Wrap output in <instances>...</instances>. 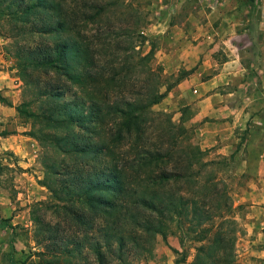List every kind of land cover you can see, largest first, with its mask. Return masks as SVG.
<instances>
[{
    "label": "trees",
    "instance_id": "obj_1",
    "mask_svg": "<svg viewBox=\"0 0 264 264\" xmlns=\"http://www.w3.org/2000/svg\"><path fill=\"white\" fill-rule=\"evenodd\" d=\"M102 9L80 0H0V20L14 26V56L31 96L18 111L32 121L26 135L49 148L43 185L50 196L33 206L31 219L52 264L76 255L82 264H132L152 257L157 236L182 215L192 213L200 226L221 210L219 194L217 213L211 196L200 197L217 188L216 176L185 117L175 123L158 113L157 127L150 120L170 91L163 68H150L141 87L131 82L140 83L152 54L142 55L141 16L118 32L81 33ZM36 73L53 77L40 86ZM239 232L225 218L192 264H238Z\"/></svg>",
    "mask_w": 264,
    "mask_h": 264
},
{
    "label": "rangeland",
    "instance_id": "obj_2",
    "mask_svg": "<svg viewBox=\"0 0 264 264\" xmlns=\"http://www.w3.org/2000/svg\"><path fill=\"white\" fill-rule=\"evenodd\" d=\"M80 1L85 6L98 4L103 7L97 23L83 27L81 31L88 38L108 31L118 32V29L126 28L127 21L132 24L137 16H141L143 19L141 27H145L143 30L147 37L142 47V55L145 56L150 52L152 54L146 64L140 67L142 74L137 77L140 83L136 79L131 82L141 87L144 84L145 73L150 68H163L164 80L170 86V91L160 104L153 107L150 120L157 127V123L162 121V118H158V113L170 115L175 123H179L184 116V125L194 132L192 142L200 146L196 135L199 123L192 121L194 104L191 96L195 89L191 88V91L184 92L180 85L194 73L199 64L196 67L191 65L201 62L191 53L192 35L187 38L180 37L173 42L169 39V34L171 26L174 27L180 21L179 18L186 15L183 14L185 12L183 9L195 10L194 7H201V0ZM130 13L135 17L130 19ZM13 28L9 21L0 20V57L1 60L3 59L0 61V264H52L50 263L52 256L47 254L43 244L37 242V224L31 219L33 206L47 201L50 196L49 190L43 185L47 174L44 164L49 148L40 146L38 141L26 135L31 130L32 121L22 117L18 111V108L31 96L26 92L25 80L20 74L19 64L14 56L16 37ZM188 28L193 32L192 27ZM8 47L11 48L12 53ZM3 74H6V77H3ZM51 77L52 74L32 75V78L40 81V86L48 83ZM9 80L13 81L11 85L7 84ZM177 80L180 82L176 84ZM2 82L6 84L2 85ZM139 89L141 88H134L133 91ZM164 91L166 87L162 88V92ZM185 109L188 110L186 114ZM240 133L238 132L239 138L242 141L246 140V132L244 135ZM7 137L14 139L13 145L16 149L14 147L3 149L1 140ZM22 144L21 149L19 145ZM203 150L208 151L206 161L212 163L208 170L212 169L215 172L214 182L217 188L204 191L200 197L205 194L211 196L210 210H216L217 213L219 205L216 200L219 199L217 197L219 194L220 215L200 226L192 220V213L182 215L177 221L168 225L164 234L157 236L152 257L134 261L132 264H192L198 252L206 249L213 242L214 234L225 218L234 219L241 230L237 235L235 252L237 263L242 264L238 242L243 232L239 218L245 208L239 206V197L249 186V175L244 172L240 158L223 155L213 148ZM204 181L205 178L201 182L202 185ZM197 189L201 191L203 188ZM230 207L233 211L229 215ZM89 261L93 262L94 256H89ZM82 262L81 256L76 255L73 258L61 256L55 264H82Z\"/></svg>",
    "mask_w": 264,
    "mask_h": 264
},
{
    "label": "crops",
    "instance_id": "obj_3",
    "mask_svg": "<svg viewBox=\"0 0 264 264\" xmlns=\"http://www.w3.org/2000/svg\"><path fill=\"white\" fill-rule=\"evenodd\" d=\"M194 9H183L187 16L169 34L173 42L192 35L191 53L201 62L180 86L195 89L192 121L199 123L200 146L240 158L249 175L239 197L245 208L239 257L242 264H264V0H201ZM1 141L3 149L14 147L12 137Z\"/></svg>",
    "mask_w": 264,
    "mask_h": 264
}]
</instances>
